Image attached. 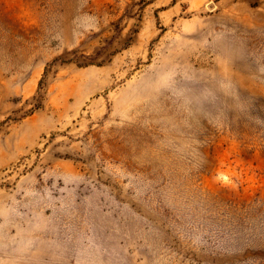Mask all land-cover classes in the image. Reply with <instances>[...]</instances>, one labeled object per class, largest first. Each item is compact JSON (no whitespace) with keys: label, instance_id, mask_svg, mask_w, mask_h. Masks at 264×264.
<instances>
[{"label":"rangeland","instance_id":"374dc122","mask_svg":"<svg viewBox=\"0 0 264 264\" xmlns=\"http://www.w3.org/2000/svg\"><path fill=\"white\" fill-rule=\"evenodd\" d=\"M0 264H264V0H0Z\"/></svg>","mask_w":264,"mask_h":264}]
</instances>
